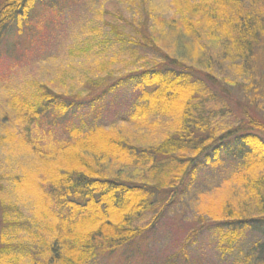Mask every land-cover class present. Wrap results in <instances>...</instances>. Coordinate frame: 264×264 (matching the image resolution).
I'll return each mask as SVG.
<instances>
[{
	"label": "trees",
	"instance_id": "16d2710c",
	"mask_svg": "<svg viewBox=\"0 0 264 264\" xmlns=\"http://www.w3.org/2000/svg\"><path fill=\"white\" fill-rule=\"evenodd\" d=\"M38 1L43 0H0V42L8 32L22 31ZM173 2L182 13L176 42L184 44V37L190 36L206 54V46L214 40L223 56L234 59L230 66L241 76L247 74L244 68H251L250 61L264 40V0ZM114 19L106 20L112 39L135 45L130 48L133 51L139 47L145 51L137 66L115 76L113 68L100 65L97 79L88 78V88L65 92L37 84L29 97L17 93L9 100L12 125L22 122V130L11 128L9 137L14 140L17 134L18 147L32 154L34 164L30 161L29 167L13 176L10 192L15 200L0 183V264H90L95 259L114 260L116 255V262H134L142 255L139 242L145 240L167 205L183 200L200 168L221 163L223 157L234 163L229 169L233 178L225 180L227 185L233 182L245 199L237 204L221 201L222 214L207 220L206 227L214 231L221 253L232 250L246 231L263 233L248 245L245 257L251 256V264H264V214H256L264 212V138L254 132L264 131V123L244 110V120L221 128L215 112L222 110H205L204 106L210 100L218 104L222 96L228 97V89L214 75L218 67L212 55L206 57L202 52L207 64L195 67L160 50L146 32L139 31L134 40L130 39L133 35L122 37ZM204 36L210 38L208 43ZM247 77L243 82L252 84V73ZM122 87L136 88L139 95L133 109L113 124L84 128L73 120L71 124L58 122L67 113L86 108L95 112L109 91ZM159 119L168 121L167 125L161 128ZM60 123L64 136L57 139L55 126ZM123 126L154 128L159 133L150 144L132 145L121 132ZM118 164L129 167L135 178L122 174L116 169ZM24 190L35 194L30 217L24 216L18 205ZM150 213L148 222L138 223ZM26 226L24 241L28 242L11 245L10 239L18 238L17 231L26 230ZM33 226L40 227L33 231ZM194 234L196 229L188 238ZM177 254L165 264H176Z\"/></svg>",
	"mask_w": 264,
	"mask_h": 264
},
{
	"label": "rangeland",
	"instance_id": "374dc122",
	"mask_svg": "<svg viewBox=\"0 0 264 264\" xmlns=\"http://www.w3.org/2000/svg\"><path fill=\"white\" fill-rule=\"evenodd\" d=\"M46 4H49L47 8H43ZM113 15L119 16L118 20H115ZM181 16L182 13L177 9L173 0L38 1L22 31L19 33L10 31L0 42V183L3 191L11 196L13 176L21 173L23 167L28 166L30 161L34 164L32 154L25 147H18L17 134L14 135L15 141L9 137L11 128L18 132L22 130L21 120L12 125L14 117L9 100L13 95L18 93L29 97L38 88L37 84L59 91L64 89L65 92H70L75 88L85 89V87H90L87 82L88 78L97 79V74L100 72L96 69L100 65L113 68L116 76V73L139 64L138 60L142 58V53H145L144 49L139 47L140 49L135 48L136 50L133 51L130 48L135 45L131 46L129 43H120L112 39L113 35L106 24L107 19H110L109 22L114 19L119 23L118 29L122 32V37L129 38V35H133L130 39L134 40L139 37V31L146 32L154 37L156 46L160 50L186 59L195 67H197L196 64L204 62L206 65L207 54H211L213 64L218 67L214 75L228 89L225 93L228 97L222 96L224 99L218 104L212 100L206 102L205 110L207 107L213 111L214 108L222 110L215 112V115L218 114L215 120L223 129L244 120V110L264 123V81L261 77L264 76V40L250 61L251 70L244 68L247 74L252 73L253 83L248 84L243 82L244 77L248 79L247 74L243 73L241 76L235 67L230 66V63L235 62L234 59L229 55L223 56L214 40L211 42L210 38L204 36L207 38H203L205 43L210 41L208 43L210 47L206 46L208 51L206 54L202 46L192 43L193 40L191 41L187 34L183 33L187 36L184 37L186 39L184 44L175 41L176 32L180 30ZM145 18L148 22L142 24L141 21ZM127 21H129L128 24ZM167 23L174 27H167L169 26ZM5 45H8V48ZM202 52L205 58L202 57ZM135 53L138 54L136 58ZM212 88L214 89V84ZM138 95L139 90L131 87L109 91L104 101L98 104L102 106L95 112L92 113L91 108H86L73 115L67 113L65 118L59 119L58 122L67 121L71 124L73 120L74 124L79 123L78 126L84 128L111 125L133 109ZM159 120H161V128L168 123L165 119ZM61 128V123L55 126L54 137L57 139L64 136ZM158 131V129L139 126L136 128L123 126L121 130L132 145L138 146L152 143ZM254 132L264 138L263 130L254 129ZM223 159L221 163L214 165L210 163L200 168L191 191L185 195L183 200L167 205L169 207L163 211L162 217L147 232L145 240L139 242L141 257L132 258L135 263L131 260L128 264H165L166 260L177 251L178 254L174 259L176 264H181L183 260H185L183 264L252 263L251 256L245 257V251L248 245L259 240L263 233L260 234L258 230L246 231L238 242L234 243L232 250L221 253L216 244L214 231L206 227L207 220L222 214L221 207H219L221 201L223 203L231 201L237 204L244 198L243 193L236 189L233 182H231L232 185H227L225 180L233 178L234 173L229 169L232 170L234 163L224 157ZM116 169L122 174H127L129 178H135L129 167L118 164ZM34 196V193L26 190L18 196L20 200L18 205L24 216L30 217ZM11 198L15 200L14 197L11 196ZM210 201L217 203L210 206ZM246 206L251 205L246 203ZM256 208L254 207V211H258ZM203 214L205 215L201 216ZM256 214H264V212H256ZM151 216L152 213L144 214L142 220L137 222L145 224ZM201 217L203 220L199 219ZM205 221L206 223H202ZM39 227L33 226L32 230L36 231ZM194 229H196V234L188 238ZM27 230L28 227L26 230L17 231L16 237L18 238L10 239L11 245L27 243L28 241H24ZM20 248L18 246L19 252L22 251ZM180 248L183 252H179ZM116 258L114 260L103 258L99 261L95 259V262L91 263L125 264L124 260L116 262ZM17 263L28 264V262L21 261Z\"/></svg>",
	"mask_w": 264,
	"mask_h": 264
}]
</instances>
